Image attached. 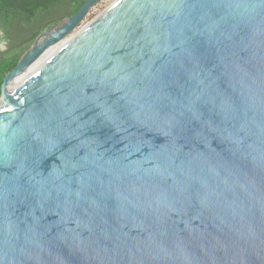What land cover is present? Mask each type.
<instances>
[{
	"label": "water",
	"instance_id": "95a60500",
	"mask_svg": "<svg viewBox=\"0 0 264 264\" xmlns=\"http://www.w3.org/2000/svg\"><path fill=\"white\" fill-rule=\"evenodd\" d=\"M102 1L5 77L0 264H264V0Z\"/></svg>",
	"mask_w": 264,
	"mask_h": 264
},
{
	"label": "trees",
	"instance_id": "16d2710c",
	"mask_svg": "<svg viewBox=\"0 0 264 264\" xmlns=\"http://www.w3.org/2000/svg\"><path fill=\"white\" fill-rule=\"evenodd\" d=\"M85 0H0V29L7 42L0 50V98L5 77L44 31L72 16Z\"/></svg>",
	"mask_w": 264,
	"mask_h": 264
},
{
	"label": "bare ground",
	"instance_id": "6f19581e",
	"mask_svg": "<svg viewBox=\"0 0 264 264\" xmlns=\"http://www.w3.org/2000/svg\"><path fill=\"white\" fill-rule=\"evenodd\" d=\"M65 42H62L52 48H50L37 62H35L32 66L29 67L24 73L14 78L13 82L10 84L9 88H15L18 84H20L23 80H25L28 76H30L35 70L39 69L44 62H46L51 56H53L63 45Z\"/></svg>",
	"mask_w": 264,
	"mask_h": 264
},
{
	"label": "rangeland",
	"instance_id": "374dc122",
	"mask_svg": "<svg viewBox=\"0 0 264 264\" xmlns=\"http://www.w3.org/2000/svg\"><path fill=\"white\" fill-rule=\"evenodd\" d=\"M116 0H104L94 6L89 14L86 16L85 20L81 24V26H85L86 24L90 23L93 19H95L98 15H100L106 8H108L112 3ZM7 46V42L4 39L3 31L0 29V50H5Z\"/></svg>",
	"mask_w": 264,
	"mask_h": 264
}]
</instances>
